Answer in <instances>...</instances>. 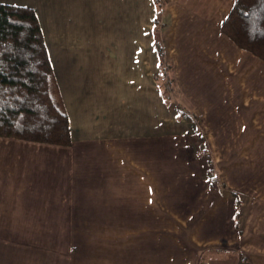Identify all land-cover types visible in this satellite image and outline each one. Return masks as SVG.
Here are the masks:
<instances>
[{
	"label": "crops",
	"instance_id": "obj_1",
	"mask_svg": "<svg viewBox=\"0 0 264 264\" xmlns=\"http://www.w3.org/2000/svg\"><path fill=\"white\" fill-rule=\"evenodd\" d=\"M235 1L0 0L35 10L71 129L0 135V264H264V59L223 30Z\"/></svg>",
	"mask_w": 264,
	"mask_h": 264
},
{
	"label": "trees",
	"instance_id": "obj_2",
	"mask_svg": "<svg viewBox=\"0 0 264 264\" xmlns=\"http://www.w3.org/2000/svg\"><path fill=\"white\" fill-rule=\"evenodd\" d=\"M222 28L238 45L264 59V0H236ZM0 135L71 142L68 113L38 16L31 6L4 2H0Z\"/></svg>",
	"mask_w": 264,
	"mask_h": 264
},
{
	"label": "rangeland",
	"instance_id": "obj_3",
	"mask_svg": "<svg viewBox=\"0 0 264 264\" xmlns=\"http://www.w3.org/2000/svg\"><path fill=\"white\" fill-rule=\"evenodd\" d=\"M162 64H163V66L165 67L164 63H162Z\"/></svg>",
	"mask_w": 264,
	"mask_h": 264
}]
</instances>
